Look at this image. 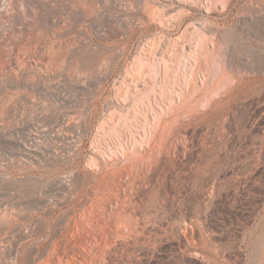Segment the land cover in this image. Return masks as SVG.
<instances>
[{
  "label": "rangeland",
  "instance_id": "rangeland-1",
  "mask_svg": "<svg viewBox=\"0 0 264 264\" xmlns=\"http://www.w3.org/2000/svg\"><path fill=\"white\" fill-rule=\"evenodd\" d=\"M209 1L0 0V264H264V0ZM197 33L205 87L147 141L136 97L168 106L159 63ZM116 110L146 151L124 170Z\"/></svg>",
  "mask_w": 264,
  "mask_h": 264
},
{
  "label": "bare ground",
  "instance_id": "bare-ground-1",
  "mask_svg": "<svg viewBox=\"0 0 264 264\" xmlns=\"http://www.w3.org/2000/svg\"><path fill=\"white\" fill-rule=\"evenodd\" d=\"M189 1V0H188ZM195 1V0H194ZM218 1H220V4L222 5H220L222 8H224V5H226V2H225V0H218ZM228 3V2H227ZM214 5V3H212V1L210 0L209 1V4H208V7L210 8V7H212ZM229 6V5H228ZM217 7V6H216ZM207 9V8H206ZM211 9V8H210ZM209 9V10H210ZM212 10V9H211ZM209 12V11H208ZM211 12V11H210ZM199 31V30H198ZM203 33V32H202ZM197 34H199V33H197ZM197 34H195V36L197 35ZM204 35V34H203ZM202 34L200 35H198L197 36V38H198V41H197V45H195V41H192V43H194V45L195 46H193L192 45V43H191V39H190V42H188L189 43V45H190V43H191V45L190 46H193V48L192 49H188V50H186V47L187 46H182L183 47V53H184V55L183 56H178V55H176V54H174L175 52H176V50L175 51H173V53L172 52H170V54H171V62H174V64L173 63H169V62H167V59H166V62H163V63H159L160 65H161V67L163 68V71L164 72H162L163 73V80H162V82H161V84L159 83H156L157 82V80H156V82L154 81V77L158 74L156 71H158V66H160V65H156L155 66V63H152V67L151 66H149L148 65V62L145 60V58H143V54L142 55H139L138 57H136L135 58V60H134V62H133V65H132V72H134V75H136V77L137 78H139V79H141V78H144V76H145V74L146 73H148L150 70L155 74V76H153L154 74H149L150 76L152 75V79H153V82H155L157 85H160L159 87H162V89H160V93L158 92V94H160V96L159 97H161L160 98V100H162V101H164V102H167L168 103V106H163V107H161L160 108V106L158 105V107L160 108V110H157L156 108H157V106H156V108L154 107V105H155V102L157 103L158 102V100L156 101V99H155V102H154V105L152 104L153 102H152V98L153 97H155V98H157V94H156V89H155V87L158 89V86H156L155 85V87H153L152 89H155L152 93L150 92V90L148 89V92L146 93V91L145 90H143L144 92L143 93H141V94H139V95H137V94H133V92H132V94H133V98H135L136 96L135 95H137V97H136V100L138 101V103H135V105H137L138 104V106H136V108L138 107V109H136V111H140V110H142L141 109V107L139 108V106H143L144 107V109L145 108H147V109H149V110H146V112H150L148 115H147V113L145 112V110H143L142 112L143 113H146V114H144L143 116L145 117L144 119L146 120V123H145V125H146V127H145V129H144V132H143V130H141L142 132H143V136H141L143 139H145V140H147V138L148 137H150L151 135V139H156V137L155 136H157V135H159V134H157V133H159V132H157L156 134L157 135H154V133H149L150 131L149 130H156V128L157 127H161V126H163V121H165L164 119V117H165V115L167 114L168 115V112H170L171 113V111H172V113L173 112H178V113H176L175 112V114H178L179 115V113L180 112H184V111H187L188 109L187 108H190L191 106L190 105H192V108H193V102H192V100L193 99H191L190 97H191V95H189L190 94V92H191V90L192 91H194V92H199V91H201L202 92V86H204L205 85V80L203 81L204 82V84L203 85H201V82L200 81H202L201 79H202V77H200V76H198V71L200 72V69H199V67L201 68V66H202V64L201 63H203V62H201V60H203V59H201V58H203V57H207L206 59H208L210 56L212 57V54L215 52V50H214V44H209V46L207 45V43L208 42H206V39L208 38L206 35L205 36H203ZM200 36V37H199ZM193 38H195V37H192V39ZM196 38V39H197ZM193 40H195V39H193ZM172 43V42H171ZM179 43V42H178ZM177 43V45H179ZM213 43H214V41H213ZM171 45V44H170ZM172 45H173V47L174 48H177L176 46V43H175V45H174V43H172ZM171 45V46H172ZM188 45V46H189ZM154 46V45H153ZM189 46V48H191ZM180 47H181V45H180ZM181 47V48H182ZM210 47H212V48H210ZM154 48V47H153ZM170 48V47H169ZM171 49V48H170ZM179 48H177V50H178ZM154 50H155V48H154ZM172 50H173V48H172ZM171 50V51H172ZM169 51V50H168ZM179 51V50H178ZM214 51V52H213ZM153 53H154V51H153ZM166 53V52H165ZM177 53V52H176ZM179 53V52H178ZM177 53V54H178ZM182 52H180V54H181ZM2 55V54H1ZM156 56V55H155ZM170 57V56H169ZM210 57V58H211ZM218 57V56H217ZM157 58V57H156ZM205 58H204V60H205ZM219 58V57H218ZM150 59V58H149ZM155 59V58H154ZM220 59V58H219ZM158 60V59H157ZM3 61V60H2ZM160 61H162V60H160ZM208 61H209V59H208ZM207 61V62H208ZM152 62H154V61H152ZM157 63V62H156ZM206 63V62H205ZM205 63H203V64H205ZM218 63V62H217ZM151 64V63H150ZM154 64V65H153ZM158 64V63H157ZM173 64V65H172ZM207 64H209V63H207ZM205 66V65H204ZM204 66H202V67H204ZM209 66V65H208ZM215 66V65H214ZM160 67V68H161ZM155 68H158L157 70L155 69ZM207 68H210V67H207ZM150 69V70H149ZM215 69V68H214ZM149 70V71H148ZM160 70V69H159ZM208 71V70H207ZM131 72V71H130ZM152 72H150V73H152ZM159 72V71H158ZM213 72V71H212ZM228 72V71H227ZM201 73V72H200ZM206 74H207V72H205ZM229 73V72H228ZM218 74V73H217ZM133 75V76H134ZM147 75V74H146ZM159 75H160V73H159ZM149 76V77H150ZM182 76H184V87H182L183 86V84L182 85H180L181 84V82H179V79H180V77H181V79H182ZM206 76V75H205ZM162 77V76H161ZM211 77V76H210ZM135 78V77H134ZM151 78V77H150ZM156 78V77H155ZM158 78H159V76H158ZM227 78V77H226ZM226 78H225V80H226ZM133 79V78H132ZM147 79H148V76H147ZM152 79H150L149 80V82L150 81H152ZM180 79V80H181ZM205 79V78H204ZM220 79H222V78H220ZM220 79H219V81H220ZM134 80V79H133ZM136 80V79H135ZM143 80V79H142ZM160 80V79H159ZM209 80V79H208ZM138 81L139 80H136L135 82H137L138 83ZM143 81H145V82H148L147 80H143ZM161 81V80H160ZM224 81V80H223ZM140 82V81H139ZM159 82V81H158ZM180 84H179V83ZM202 82V83H203ZM227 82V81H226ZM134 83V82H133ZM228 83V82H227ZM139 84V83H138ZM146 84V83H145ZM153 84V83H152ZM148 85V84H147ZM146 85V86H147ZM225 85V84H224ZM223 85V86H224ZM230 85V84H229ZM135 86L137 87V85L135 84ZM134 86V87H135ZM154 86V85H153ZM135 87V88H136ZM205 87V86H204ZM139 88V87H138ZM137 88V89H138ZM147 88V87H146ZM144 89V88H143ZM139 90H140V88H139ZM138 90H136V92H137ZM220 91V90H219ZM151 94H150V93ZM129 93V92H128ZM135 93V92H134ZM146 93V94H145ZM149 93V94H148ZM199 94V93H198ZM197 93H196V95H198ZM220 94V93H219ZM127 95V94H126ZM125 95V96H126ZM130 95H131V93H130ZM195 94L194 95H192L193 97L194 96H196ZM128 96V95H127ZM135 96V97H134ZM220 96V95H219ZM228 96V95H227ZM192 97V98H193ZM211 96L209 95V98H210ZM127 98V97H126ZM128 98H129V96H128ZM195 98V97H194ZM216 98V97H215ZM221 98V97H220ZM130 99V98H129ZM158 99V98H157ZM122 100V99H121ZM132 100V99H131ZM135 99H133V101H134ZM196 100V99H195ZM128 101V100H127ZM136 101V102H137ZM201 101V100H200ZM214 101V100H213ZM160 102V101H159ZM158 102V103H159ZM212 102V101H211ZM133 103V102H132ZM161 103H163V102H161ZM202 103V102H201ZM213 103V102H212ZM125 104V103H124ZM160 104V103H159ZM196 104V103H195ZM208 104V103H207ZM135 105H133L134 106V109H135ZM167 105V104H166ZM202 105V104H201ZM188 106H190V107H188ZM187 107V108H186ZM197 107V106H196ZM206 107V106H205ZM186 108L187 110H184V109ZM122 109V108H121ZM132 109H133V107H132ZM130 110V109H129ZM212 110V109H211ZM135 110L134 111H132L131 113H137V115H138V112H136ZM206 112V111H205ZM116 113H119V112H117V110H116ZM116 113H114V114H116ZM121 113V112H120ZM120 113H119V115L118 116H120ZM133 113V115L132 116H134L135 114ZM171 113V115L173 116V114ZM186 113V112H185ZM200 113V112H199ZM113 114V115H114ZM130 113H128V115H129ZM182 114V113H181ZM112 115V116H113ZM126 115V114H125ZM140 115H142L141 114V111H140ZM147 115V116H146ZM115 116V117H114ZM113 117L115 118V119H113L112 118V122L113 123H115V124H113L111 121V123L114 125L111 129V131H109V129H108V131L109 132H111L110 134H109V136H110V138H111V140L112 139H115L116 141H117V143H116V145L118 144L119 145V148H120V151L119 152H121L120 154H119V152H118V156L120 157V158H122V160L124 161L123 163H124V165H123V170L124 169H126V167L128 168V167H130L131 168V166H132V164H134L132 161H134V159H135V157H133L134 159H132V157H131V155H133L134 153H136V154H143V153H146V151H139L138 150V147L140 146L139 144H140V140L142 139H140V140H138L137 139V137L135 138L134 137V139H131V140H134L133 141V143H132V150L129 148V146L126 148V146H124V141H122V140H125L124 139V133H126V131L127 130H130L131 131V128H132V124H134V123H132L131 121L133 120H131L130 121V118H128V116L127 117H124L123 116V114H122V116H120V117H118L117 118V115H114ZM131 116V117H132ZM176 116V115H175ZM180 116V115H179ZM196 116V115H195ZM129 117H130V115H129ZM169 117V116H168ZM174 117V116H173ZM117 118V119H116ZM134 118V117H133ZM177 118H178V116H177ZM176 118V119H177ZM190 118V117H189ZM206 118V117H205ZM172 119V118H171ZM174 119V118H173ZM175 119V120H176ZM181 119V118H180ZM111 120V119H110ZM167 120V119H166ZM170 120V119H169ZM135 121V120H134ZM133 121V122H134ZM173 121V120H172ZM145 122V121H144ZM171 121H168L167 123H166V121L164 122L165 123V125L163 126V133H165L166 132V130H168V129H166V128H168V124L170 123ZM132 123V124H131ZM177 123V122H176ZM172 124V123H171ZM173 124H175V123H173ZM179 124V123H178ZM161 125V126H160ZM112 126V125H111ZM143 126V125H142ZM166 126V127H165ZM172 126V125H171ZM139 127V126H138ZM164 127H165V129H164ZM102 129V128H101ZM133 129V128H132ZM137 129V128H136ZM176 129H177V127H176ZM104 130H106V129H104ZM161 130V129H160ZM170 130V129H169ZM168 130V131H169ZM134 131V130H133ZM132 131V132H133ZM149 131V132H148ZM165 131V132H164ZM140 132V131H139ZM105 133V132H104ZM127 133H130V132H127ZM133 134V133H132ZM142 134V133H141ZM149 134H151L150 136H149ZM162 134V133H161ZM169 134V133H168ZM171 134H172V132H171ZM170 134V135H171ZM129 135H131V133L129 134ZM135 135H138V133L137 134H135ZM154 135V136H153ZM165 135V134H164ZM127 136H128V134H127ZM139 136V135H138ZM169 136V135H168ZM130 137H132V136H130ZM140 137V136H139ZM152 137H154V138H152ZM158 137V136H157ZM163 137V136H162ZM125 138H126V135H125ZM150 138H148V139H150ZM128 139V138H127ZM150 139V140H151ZM167 139V138H166ZM165 139V140H166ZM130 140V141H131ZM144 140V142L146 143L147 141H145ZM114 141V140H113ZM108 143H109V141H107ZM112 142V141H111ZM126 142V141H125ZM150 142V141H149ZM168 142V141H167ZM143 144V143H142ZM141 144V145H142ZM113 145V144H112ZM125 145H127V144H125ZM129 145V144H128ZM146 145V144H145ZM155 145V144H154ZM115 146V145H114ZM144 146V145H143ZM99 147V146H98ZM107 147H108V145H107ZM110 148H108L109 150H110V152H112V154L111 155H109V156H111V158L112 157H117V159H119V157L116 155V153L114 152V150H113V148H112V146H109ZM116 147V146H115ZM141 147V146H140ZM117 148V147H116ZM155 148V147H154ZM158 148H159V146H158ZM108 149L106 150V151H108ZM128 149H130L131 151H133V154H132V152H130ZM144 149V148H143ZM105 150V149H104ZM151 150V149H150ZM153 150V149H152ZM96 152H100V154L102 153V154H104V157L106 158V160H107V157H109L108 155H107V153H105V152H103L102 150H98V151H96ZM161 152V151H160ZM109 153V152H108ZM115 153V154H114ZM107 157H106V156ZM152 155H154V153H152ZM100 156V155H99ZM134 156H135V154H134ZM138 157V156H137ZM146 157V156H145ZM98 157H94L93 156V159H94V161H92V163H94L96 166H98V159H97ZM110 158V159H111ZM140 158V157H139ZM138 158V159H139ZM104 158H102V160H103ZM113 159V158H112ZM111 159V160H112ZM116 159V158H115ZM105 160V159H104ZM114 160V159H113ZM120 160V159H119ZM147 159H145V161H146ZM99 161H101L100 159H99ZM149 161V160H148ZM111 162H113V161H111ZM115 162V161H114ZM140 162V161H139ZM100 163V162H99ZM102 163V162H101ZM119 163V162H118ZM114 164V163H113ZM94 165V166H95ZM101 165V164H100ZM93 166V167H94ZM99 168H97V169H100V167L101 166H98ZM146 167V166H145ZM118 168H119V166H118ZM139 169V168H138ZM110 171V170H109ZM117 172H118V170H116ZM105 172V171H104ZM114 172H115V170H114ZM124 172V171H123ZM98 173V172H97ZM112 173V172H111ZM130 173V172H129ZM98 174H100V173H98ZM97 174V175H98ZM118 174V173H117ZM134 175V174H133ZM132 175V176H133ZM105 177V176H104ZM107 178V177H106ZM112 178V177H111ZM120 178V177H119ZM109 179V178H108ZM135 179V178H134ZM104 181V180H103ZM101 182V181H100ZM105 183V182H104ZM112 184H113V182H112ZM121 184V183H120ZM126 187V186H125ZM117 188V187H116ZM116 191V190H115ZM125 192V191H124ZM118 200V199H117ZM119 201H121V200H119ZM123 202V201H122ZM119 203V202H118ZM122 204V203H121ZM119 209V208H118Z\"/></svg>",
  "mask_w": 264,
  "mask_h": 264
}]
</instances>
